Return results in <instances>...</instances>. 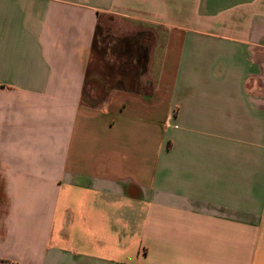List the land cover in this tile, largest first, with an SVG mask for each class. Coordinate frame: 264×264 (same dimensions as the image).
<instances>
[{"label":"crops","instance_id":"crops-1","mask_svg":"<svg viewBox=\"0 0 264 264\" xmlns=\"http://www.w3.org/2000/svg\"><path fill=\"white\" fill-rule=\"evenodd\" d=\"M0 264H264V0H0Z\"/></svg>","mask_w":264,"mask_h":264},{"label":"rangeland","instance_id":"rangeland-1","mask_svg":"<svg viewBox=\"0 0 264 264\" xmlns=\"http://www.w3.org/2000/svg\"><path fill=\"white\" fill-rule=\"evenodd\" d=\"M104 22H105V24H107V23H108V20H104ZM103 25H104V23H103ZM162 39H163V38H162ZM162 41H163V40H162ZM162 41H161V42H162ZM150 80H152V81L154 80V75L150 78Z\"/></svg>","mask_w":264,"mask_h":264}]
</instances>
